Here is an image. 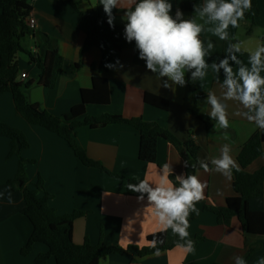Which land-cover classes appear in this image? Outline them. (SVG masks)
Masks as SVG:
<instances>
[{
    "label": "crops",
    "instance_id": "1",
    "mask_svg": "<svg viewBox=\"0 0 264 264\" xmlns=\"http://www.w3.org/2000/svg\"><path fill=\"white\" fill-rule=\"evenodd\" d=\"M28 1L32 5L30 14L36 24L34 33L21 39L22 50L17 52L16 62L18 80H22L20 75L25 72V79L33 81L25 89L31 103L55 115L63 114L81 100L82 89L92 87L94 77H105L109 84L110 102L107 105H87L86 115L111 113L142 117L166 128L183 142L193 136L199 146L194 175L206 185L204 198L196 204L198 212L188 217L189 235L186 239H181L171 228L166 232L170 243L191 240L197 235L203 239L191 250L184 244L143 256L116 253L100 258L99 264H235L237 256L243 257L247 264H258L264 258V233L247 235L238 218L234 217L229 225H225L219 223L215 213L204 209L205 204L224 206L226 198L235 194L232 176L229 179L215 171L211 159L219 157L221 147L228 144L230 154L238 164L237 156L244 144L261 130L246 118L244 113L247 109L238 101L223 98L226 90L211 65L204 80L196 81V90L201 95L196 99V106L208 115L211 106L206 102L207 94L215 93L226 106L229 121L226 129L214 127L215 120L207 128L191 113L190 107L195 100L188 87L190 72L185 73V86L163 87L167 78L159 79L146 68L145 61L139 58L136 45L120 51L113 50V67L101 70L102 52L98 47L81 52L86 34L78 26L79 14L73 6L65 0ZM168 2L172 4L170 15L173 18L179 10L183 13V19H191L195 15L194 5L202 6L205 0ZM93 4L96 5L93 7ZM77 6L81 11L96 10L108 20L100 0H79ZM256 6L259 14L254 20L244 17L238 27H229L228 40H220L207 30L201 33L205 48L209 40L214 45L205 59L220 62L229 56V63L235 72L240 64L231 60L228 49L230 44L239 43L241 50L235 56L240 63L250 66V53L264 46V0H256ZM127 7L125 0L121 7L112 10L113 26L117 31L125 29ZM208 27L211 25L205 26L206 29ZM53 47L64 61L55 86L49 88L39 83L40 70L30 61L28 51H37L47 59ZM77 62L80 67L74 71L72 65ZM261 75L264 76V71ZM145 92L166 99L168 108L163 110L145 103ZM0 119L25 134L28 147L22 151V156L33 161L26 165L29 182L33 184L39 176L42 177L45 190L50 194L49 204L57 213L85 212L73 221L74 243L82 244L88 239L92 244L105 246H142L146 244L149 234L161 231L147 197L139 200V196L128 194L124 177L134 176L150 183L158 182L165 165L172 170L171 174L185 175L184 159L165 139L158 140L156 162L146 163L138 157L140 134L132 125L115 123L92 128L87 125L78 127L75 137L87 155L121 177L83 164L65 139L17 115L10 92L0 95ZM9 149V139L0 136V264H34L35 257L47 251V246L38 242L29 254H21V248L31 235L32 224L22 213L24 199L21 191L9 184L18 165V157L9 155ZM200 161L209 163L210 170L201 168ZM263 164L264 143L263 154L249 164L247 170L253 172ZM39 195L43 196L44 193L40 192ZM253 244H259V248L250 252ZM45 264H56V261L50 257Z\"/></svg>",
    "mask_w": 264,
    "mask_h": 264
},
{
    "label": "trees",
    "instance_id": "2",
    "mask_svg": "<svg viewBox=\"0 0 264 264\" xmlns=\"http://www.w3.org/2000/svg\"><path fill=\"white\" fill-rule=\"evenodd\" d=\"M65 1L78 11V26L86 34L81 52L91 47H98L101 50L102 59L99 69H109L106 65L111 64L114 60L113 50L120 51L136 45L134 40L128 42L124 30L117 31L100 12L79 10L77 6L79 0ZM31 10L32 5L28 0H0V95L5 92L12 94L17 115L30 124L44 127L65 139L83 164L98 167L114 176L121 175L109 171L87 155L85 149L76 140V130L82 125L92 128L115 123L130 124L140 134L138 157L141 161L156 162L157 143L162 138L169 142L184 159L185 176L194 175L196 167L193 168L192 165H195L199 146L193 136L183 142L166 128L155 122L146 121L142 117H126L111 113H103L97 116L86 115L87 105H107L110 102L109 84L105 77H94L92 87L81 90V100L60 115L48 112L38 104L28 100L25 89L32 85L33 81L29 79L18 80L19 69L16 54L22 50L21 39L34 33L27 22ZM258 14L259 10L256 6V0H254L251 10L247 11L245 17L254 20ZM28 55L30 61L40 70L39 83L49 88L54 87L64 61L56 47L52 48L47 59L42 58L37 51H28ZM207 61L209 66L214 62ZM79 67L80 63L78 62L72 65L74 71L78 70ZM217 75L218 80L223 83L225 78L223 70L221 69ZM188 87L195 100V104L190 107L191 113L200 119L207 128L210 127L212 119L196 106V99L201 97L196 90V81L190 80ZM144 102L163 110H166L169 105L166 99L149 92H145ZM0 136L7 137L10 141L9 155L18 157L17 170L14 178L9 180V184L21 191L24 199L22 213L32 224L31 235L21 248V254H29L33 245L38 242L47 246V251L39 253L35 257L34 264H45L50 257L55 259L56 264H99L100 258L111 254L132 253L143 256L156 253L157 249L159 252L175 245L187 243L183 240L170 243L166 231L149 234L146 244L142 246L129 245L125 248L105 246L92 244L88 239L82 244L74 243L73 221L84 215L85 212L75 210L66 214L57 213L49 204L50 194L45 190L42 177L39 176L33 184L29 182L26 165L33 161L22 156V151L28 147V140L23 131L0 119ZM263 143L264 129H261L252 135L240 150L237 156L239 171L233 169L232 172V186L235 194L226 198L225 205H204L205 210L217 215L219 223L229 225L234 217L238 218L244 233L250 236H258L264 233V164L253 172L247 170L248 165L263 154ZM124 178L127 181V193L140 196V193L130 190L128 185L138 184L143 180L134 176ZM169 178L178 186L174 174H171ZM40 192H43L44 195L40 196ZM202 239L199 235L195 236L191 239L192 246ZM154 240L157 241L155 247L152 246ZM258 248L259 244H253L250 246V252H254Z\"/></svg>",
    "mask_w": 264,
    "mask_h": 264
},
{
    "label": "clouds",
    "instance_id": "3",
    "mask_svg": "<svg viewBox=\"0 0 264 264\" xmlns=\"http://www.w3.org/2000/svg\"><path fill=\"white\" fill-rule=\"evenodd\" d=\"M125 0H100L108 16V23L113 25V8L122 6ZM125 12V38L128 42L135 41L139 50V58L144 60L146 68L156 74L159 79L166 77L163 87L173 85L185 86V73L190 72L192 81L204 80L209 63L205 59L214 48L211 40L204 46L200 38L207 30L220 40H228L229 27H238L239 21L245 17V12L252 8V0H205L202 6L194 5V17L183 19L181 11L176 17L170 15L172 4L168 0H127ZM135 5L131 8V5ZM96 4H93L94 7ZM202 21L203 23L198 22ZM206 25L211 27L205 28ZM241 50L240 44H230L228 52L234 63L240 64L234 72L229 56H225L219 63L213 62L211 68L219 73L222 69L224 80L222 87L226 90L223 98L238 101L247 111L246 118L258 128L264 129V46L258 47L250 53L248 65L237 60L235 53ZM113 67V65H106ZM171 82V83H170ZM206 102L211 106L209 117L216 121L214 127L226 129L229 121L226 106L215 93L207 94ZM225 134V139H227ZM228 144L221 147L219 157L210 161L214 170L227 178H231L233 169L239 171L237 162L230 154ZM200 167L209 171V163L200 161ZM194 168L195 165H192ZM172 170L168 165L163 168V174L158 182L140 181L129 184L128 188L140 193L139 200L146 194L148 205L154 210V216L161 225L160 230L171 228L181 239L188 237V217L198 212L196 204L204 198L206 185L196 175H176L178 186L169 179ZM154 185V186H153ZM11 202V201H10ZM162 243V241H159ZM157 241L152 242L156 246ZM186 246L192 248V241L187 240ZM158 252V249H157ZM235 264H247L243 257L237 256ZM264 264V258L258 261Z\"/></svg>",
    "mask_w": 264,
    "mask_h": 264
},
{
    "label": "built area",
    "instance_id": "4",
    "mask_svg": "<svg viewBox=\"0 0 264 264\" xmlns=\"http://www.w3.org/2000/svg\"><path fill=\"white\" fill-rule=\"evenodd\" d=\"M27 22H28V25H29L30 28H32V29L35 28L36 21H35L34 17H32V16L30 15V16L28 17V19H27ZM20 76H21L22 79H25L27 75H26L25 72H22Z\"/></svg>",
    "mask_w": 264,
    "mask_h": 264
}]
</instances>
